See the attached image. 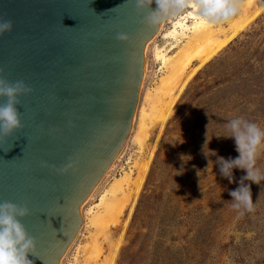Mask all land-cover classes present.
Returning <instances> with one entry per match:
<instances>
[{
    "label": "water",
    "instance_id": "95a60500",
    "mask_svg": "<svg viewBox=\"0 0 264 264\" xmlns=\"http://www.w3.org/2000/svg\"><path fill=\"white\" fill-rule=\"evenodd\" d=\"M144 15L134 0H0V20L13 23L0 35V77L33 89L16 106L23 128L0 141V202L28 204L33 264L59 263L80 204L127 138L143 48L157 29ZM77 154L75 172L52 169Z\"/></svg>",
    "mask_w": 264,
    "mask_h": 264
},
{
    "label": "rangeland",
    "instance_id": "374dc122",
    "mask_svg": "<svg viewBox=\"0 0 264 264\" xmlns=\"http://www.w3.org/2000/svg\"><path fill=\"white\" fill-rule=\"evenodd\" d=\"M255 7L260 10L253 19L193 71L164 125L149 129L141 150L128 142L100 185L99 191L128 169L134 175L137 164L152 151L130 215L126 218L124 209L110 228L108 239L113 243L119 240L114 264H264V182L245 181L251 184L255 210L241 215L242 210L232 207L229 192L246 173L234 169V180L229 182L216 163L218 156L239 155L234 139L217 137L227 134L228 120L243 117L264 128V0H255ZM179 19L187 25L192 22L190 16L177 17L163 24L156 36L155 43L166 46L167 55L173 54L183 39L168 45L167 31ZM226 25L222 22L213 27ZM149 50L144 89L152 94L162 68ZM196 64L193 61L187 70ZM258 166L264 169V147ZM97 202L95 193L85 208H93ZM86 224L61 257V264L92 262L87 259L89 254L86 256L88 248L83 247L93 231ZM99 235L102 251L96 263L109 251Z\"/></svg>",
    "mask_w": 264,
    "mask_h": 264
},
{
    "label": "bare ground",
    "instance_id": "6f19581e",
    "mask_svg": "<svg viewBox=\"0 0 264 264\" xmlns=\"http://www.w3.org/2000/svg\"><path fill=\"white\" fill-rule=\"evenodd\" d=\"M250 7H255V0H239L238 12L226 21L227 25L224 28L199 27L194 14L190 15L192 17L190 25L179 19L176 21L177 25L167 31L170 37L169 46L176 44L183 37L181 42L178 43V48L171 55H167L166 46L158 47L155 43L156 36L161 32L163 24L157 27L154 34L145 43L141 60L142 76L127 138L103 176L80 204L81 221L79 228L74 236L75 239L73 238L67 247V249L70 248L78 233L80 234L83 227L87 225L86 223H89L93 228L92 237L83 245L89 251L86 254V256L89 254L87 256L88 261H92L91 263L87 262L88 264H114L119 250V240L113 243L108 239L110 228L118 223L124 209L127 208L126 218L130 215L143 186L152 151L137 164L134 175L131 169L123 171L118 178H114L110 182L107 188L99 191L103 180L109 171L114 168L128 142L133 141L141 150L149 129L154 125H158L160 128L164 125L166 120L173 114L176 99L193 71L224 47L260 10V8L255 7L251 11ZM149 48H151L154 59L160 61L162 68L161 75L155 82V91L152 94L150 90L144 89L145 77L148 72L147 53L150 51ZM193 61H197V64L187 70ZM95 193H97L98 202L93 208L86 209L85 205L93 198ZM99 234L103 235L102 239L107 243L109 251L107 250L108 252L101 263H96L98 255L102 251V242L99 240L100 238L98 239ZM66 250L65 252H67ZM65 252L63 255L66 254ZM61 263L62 258H60L58 264Z\"/></svg>",
    "mask_w": 264,
    "mask_h": 264
},
{
    "label": "clouds",
    "instance_id": "9594fccd",
    "mask_svg": "<svg viewBox=\"0 0 264 264\" xmlns=\"http://www.w3.org/2000/svg\"><path fill=\"white\" fill-rule=\"evenodd\" d=\"M134 3L137 13H146L143 22L151 28H157L177 17L193 14L199 27H211L236 15L239 0H134ZM153 4L156 5L155 8L152 7ZM12 27L11 20H0V35L11 31ZM116 38L121 41L131 39L129 34L124 32H118ZM32 91L33 89L23 80L10 82L0 77V97H6L5 102L0 103V141L12 136L17 129L23 128L21 113L16 106L21 103L20 96ZM226 128L227 134L217 137L234 139L235 150L239 155L228 159L218 156L216 163L219 165L221 175L229 182L234 180V169H241L246 173L241 177L239 186L229 192L232 207L242 210L240 214L244 215L245 212L255 210L251 184H246L245 181L257 185L264 182V169L258 166L261 149L264 147V128L243 117L228 120ZM210 151L212 155L216 154L214 150ZM79 158V154L75 157L70 156L63 166L51 167L60 174H67L70 170L75 172ZM42 166L49 165L43 162ZM30 213L27 203L0 202V264H33L28 256L29 253L36 255L37 241L22 223V219Z\"/></svg>",
    "mask_w": 264,
    "mask_h": 264
}]
</instances>
